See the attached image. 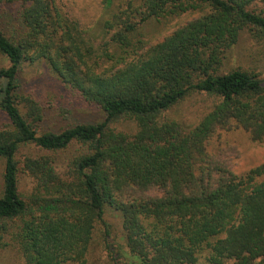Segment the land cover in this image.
<instances>
[{
    "label": "trees",
    "instance_id": "obj_1",
    "mask_svg": "<svg viewBox=\"0 0 264 264\" xmlns=\"http://www.w3.org/2000/svg\"><path fill=\"white\" fill-rule=\"evenodd\" d=\"M137 1L105 20L97 42L58 0H0V53L10 63L0 68V249L23 264H87L99 223L107 243L111 206L129 264H264V162L238 175L226 151L208 150L232 128L264 141V77L223 71L244 29L264 36V7L252 8L264 0ZM182 14L192 18L145 42L144 23ZM39 61L103 118L41 128L42 108L20 82L23 65ZM194 95L212 100L196 125L168 115ZM124 121L135 130L118 128Z\"/></svg>",
    "mask_w": 264,
    "mask_h": 264
},
{
    "label": "rangeland",
    "instance_id": "obj_2",
    "mask_svg": "<svg viewBox=\"0 0 264 264\" xmlns=\"http://www.w3.org/2000/svg\"><path fill=\"white\" fill-rule=\"evenodd\" d=\"M62 8L80 20L82 26L91 30L97 42L105 36L103 25L105 20L120 7H126L128 2L138 3L137 0H113L107 6V0H58ZM264 2L259 1L252 8L260 9ZM6 22L8 18L4 17ZM192 18V14L158 20H150L143 24L140 33L145 42L151 45L162 40L178 26ZM11 19V18H10ZM9 30L6 24H1ZM109 36V35H108ZM106 37V40L108 38ZM8 59L0 53V68L9 66ZM241 68L257 73L264 77V36H257L250 29H244L237 43L226 54L223 71ZM20 82L24 93L34 97L43 111L40 127L43 129L62 130L77 122L98 121L103 118L102 113L94 105L86 103L78 94L67 90L58 76L50 70L44 61L25 64L20 75ZM212 104L211 99L194 95L175 106L168 115L185 126H194L206 114ZM8 125L7 116L0 110V130ZM134 131L131 123L124 121L117 125ZM75 149L67 151L63 156L69 157ZM208 150L211 153L227 152L232 170L238 175L247 173L251 168L264 162V141L255 142L243 128L223 130L210 139ZM19 159L22 157L18 156ZM4 159L0 158V194L3 189ZM32 183L25 175L20 176V189L28 192ZM104 219L108 225L109 236L105 242V227L99 223L91 242L87 264H129L135 259L127 253L126 238L122 227L121 213L106 207ZM0 264H23L21 258L12 249H0ZM132 264V263H131ZM228 264H233L229 261Z\"/></svg>",
    "mask_w": 264,
    "mask_h": 264
}]
</instances>
